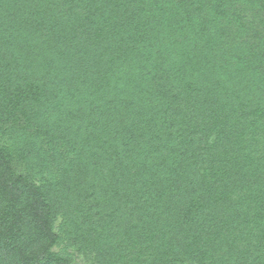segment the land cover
I'll return each instance as SVG.
<instances>
[{
    "label": "trees",
    "instance_id": "1",
    "mask_svg": "<svg viewBox=\"0 0 264 264\" xmlns=\"http://www.w3.org/2000/svg\"><path fill=\"white\" fill-rule=\"evenodd\" d=\"M0 264H264V0H0Z\"/></svg>",
    "mask_w": 264,
    "mask_h": 264
}]
</instances>
